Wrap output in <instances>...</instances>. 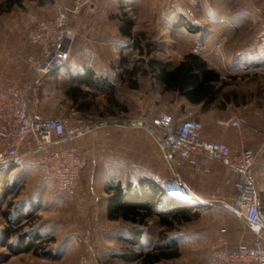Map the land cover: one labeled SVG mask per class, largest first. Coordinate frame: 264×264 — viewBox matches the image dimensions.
Wrapping results in <instances>:
<instances>
[{
  "label": "rangeland",
  "instance_id": "1",
  "mask_svg": "<svg viewBox=\"0 0 264 264\" xmlns=\"http://www.w3.org/2000/svg\"><path fill=\"white\" fill-rule=\"evenodd\" d=\"M61 2L72 4L0 0V81L6 87L35 75L28 58L38 49L29 43L28 31L55 18ZM70 29V65L46 78L31 109L86 128L106 122L91 143L93 154L88 158L87 139L80 151L94 174L110 178V185L135 184L147 176L175 198L185 199L184 193L203 204L190 208L188 221L168 217L170 225L157 218L143 224L109 220L105 194L88 195V166L75 195L64 197L54 183L43 180L38 153L22 152L0 173V264H140L119 255H145L157 248L176 250L177 257L155 264H207L221 241L227 249L248 244V227L227 206L237 197V180L227 171L222 176L205 173L217 163L187 165L162 149L159 132L152 135L131 122L149 125L161 114L175 121L199 120V113L204 119L224 113L241 117L259 140L254 172L264 203V0H89L70 21ZM189 54L220 77L215 99L207 106L164 90L156 79L153 61L171 69ZM91 68L114 85L111 94L78 79ZM4 187L9 188L5 196ZM89 196L97 202L89 203ZM136 231L141 235L134 246L127 240ZM5 232L6 243L15 248L19 239L37 237L33 250L10 251L3 242Z\"/></svg>",
  "mask_w": 264,
  "mask_h": 264
},
{
  "label": "built area",
  "instance_id": "2",
  "mask_svg": "<svg viewBox=\"0 0 264 264\" xmlns=\"http://www.w3.org/2000/svg\"><path fill=\"white\" fill-rule=\"evenodd\" d=\"M88 2L72 0L70 7L61 2L55 18L38 22L28 31L29 43L38 49L36 56L28 58L35 75L0 91V168L15 163L22 152L38 153L43 180L54 183L57 192L69 198L75 195L87 162L77 148L63 143L87 128L64 117H43L31 105L46 78L70 59L74 43L70 21ZM149 125L162 135L168 152L187 165L198 168L203 162H215L224 167L237 180V197L228 208L243 223L258 228L248 244L234 249L225 248L221 241L207 264H264V205L254 172L257 153L205 139L201 123L193 118L175 121L161 114ZM245 125L239 118L230 121L233 128Z\"/></svg>",
  "mask_w": 264,
  "mask_h": 264
},
{
  "label": "trees",
  "instance_id": "3",
  "mask_svg": "<svg viewBox=\"0 0 264 264\" xmlns=\"http://www.w3.org/2000/svg\"><path fill=\"white\" fill-rule=\"evenodd\" d=\"M120 31L123 36H129L128 31L123 29ZM152 63L157 66L156 79L164 90L177 93L192 104H201L203 106L211 104L215 99L216 84L220 82V77L197 55H187L176 67L171 69L166 64L158 61H153ZM88 75H92V71L85 70L81 76H78V79L91 88H98L100 91H107L110 94L113 92L114 85L112 83L106 79H95L92 82L93 84H89ZM13 165L14 163L8 165L0 173H4L8 167ZM3 182L4 180L0 179V184H3ZM8 189V187L3 188L2 194L4 196L7 194ZM107 193L108 219L121 220L131 224H143L148 219L157 218L161 224L170 225L171 223L168 221L170 216L174 219L188 221L190 220L188 217L190 208L202 206L201 204H203L199 200L175 198L166 188L147 176L139 177L135 184L127 182L125 185L120 183L110 185L107 188ZM140 235L141 233L136 231L134 239H128L127 242L137 246ZM4 238V244L13 252L16 249L23 251L33 250L37 237L31 238L27 242L25 238L19 239L16 248L11 243H6L8 239L6 232L4 233ZM46 255L51 256L49 253H46ZM175 257H177L176 250L164 252L163 249L159 248L154 253L145 255L133 252L119 255L121 260L127 262L139 260L140 264H155Z\"/></svg>",
  "mask_w": 264,
  "mask_h": 264
},
{
  "label": "crops",
  "instance_id": "4",
  "mask_svg": "<svg viewBox=\"0 0 264 264\" xmlns=\"http://www.w3.org/2000/svg\"><path fill=\"white\" fill-rule=\"evenodd\" d=\"M65 64V67L69 64ZM70 65V64H69ZM92 71V75H88V83L93 84L92 82L95 79H106L102 75L96 73L94 71V68L88 69ZM107 80V79H106ZM108 81V80H107ZM110 82V81H108ZM4 81H0V91L5 90L6 86L3 84ZM88 84V85H89ZM89 88V86H88ZM90 89H93L90 87ZM199 116V122L202 125V135L205 139L210 140V141H221L226 143L232 150L238 149V148H244L246 150H250L253 152H256L259 149V140H255V138L252 137V133L250 132V129L248 126H242L240 128H233L230 126V121L235 120L236 118H241L237 115L234 114H222V115H216L215 117H212L210 119H204L202 115L199 113L197 114ZM107 126V124H106ZM105 125L97 127L89 132L83 133L79 135L77 138L72 140L71 142H64V145H71L74 146L75 148L78 149L80 157H82L84 160L85 157H83L82 152L80 149L82 148L80 145H82L83 142L88 140V158L93 154L95 150L94 146L91 145L92 141L100 134H102L104 131H102V128H104ZM214 164L215 162H211ZM218 164V163H217ZM203 165V164H201ZM88 195L89 194H99L103 193L105 194V202H106V211H107V198H108V193H107V188L110 186V178L106 177H99L94 174L92 167H90V164L88 163ZM216 167L210 169H204L205 173L207 175H215L218 174L222 176L224 173L227 175V170L222 167L220 164L215 165ZM87 168V167H86ZM216 168V169H215ZM213 169V170H212ZM227 171V172H226ZM83 174V173H81ZM82 176V175H81ZM222 182V180H221ZM121 185H123L121 183ZM92 196V195H90ZM88 197V202L91 204H94L97 202V197ZM235 199V198H234ZM105 218L108 219L107 212L105 215ZM116 221V220H113ZM246 225L245 223H243ZM248 227V225H246ZM248 231L250 233H245L246 234V239L250 241L252 237L254 236V232L250 227H248Z\"/></svg>",
  "mask_w": 264,
  "mask_h": 264
},
{
  "label": "water",
  "instance_id": "5",
  "mask_svg": "<svg viewBox=\"0 0 264 264\" xmlns=\"http://www.w3.org/2000/svg\"><path fill=\"white\" fill-rule=\"evenodd\" d=\"M107 123L106 122H100V123H98L97 125H95V126H92V127H88L85 131H84V133H86V132H89V131H91V130H93V129H95V128H97V127H100V126H103V125H106ZM131 125H138V126H140V127H144L145 129H147L152 135H154L156 132H155V130L150 126V125H147V124H145V123H143V122H141V121H132L131 122ZM162 149L164 150V151H168L167 150V147L165 146V145H163L162 146ZM166 159L168 160V161H170L171 159H172V155H170V154H167L166 155ZM7 166H5V167H3V168H6ZM182 193V192H181ZM184 194V193H183ZM182 194V196L185 198V199H192V200H195L194 198H192V197H190L189 195L187 196V195H183ZM181 198V197H180ZM183 199V198H182ZM200 201V200H199ZM248 227H250V229H252L253 231H255V232H257L258 231V228L257 227H255V226H253V225H250V224H248Z\"/></svg>",
  "mask_w": 264,
  "mask_h": 264
}]
</instances>
